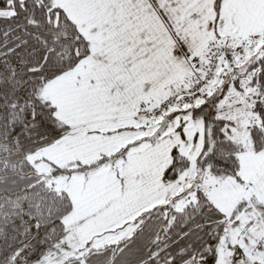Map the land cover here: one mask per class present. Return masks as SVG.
Returning a JSON list of instances; mask_svg holds the SVG:
<instances>
[{
  "label": "snow or ice",
  "instance_id": "6c2138e0",
  "mask_svg": "<svg viewBox=\"0 0 264 264\" xmlns=\"http://www.w3.org/2000/svg\"><path fill=\"white\" fill-rule=\"evenodd\" d=\"M0 264H264V0H0Z\"/></svg>",
  "mask_w": 264,
  "mask_h": 264
}]
</instances>
